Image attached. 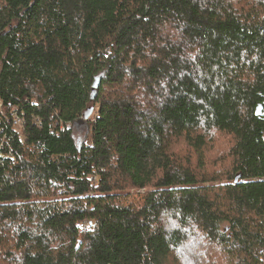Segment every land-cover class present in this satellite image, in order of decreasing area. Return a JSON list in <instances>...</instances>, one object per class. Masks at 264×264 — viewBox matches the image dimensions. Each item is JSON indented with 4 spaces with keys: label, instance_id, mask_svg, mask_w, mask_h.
I'll use <instances>...</instances> for the list:
<instances>
[{
    "label": "trees",
    "instance_id": "1",
    "mask_svg": "<svg viewBox=\"0 0 264 264\" xmlns=\"http://www.w3.org/2000/svg\"><path fill=\"white\" fill-rule=\"evenodd\" d=\"M0 100V264H264V0H0Z\"/></svg>",
    "mask_w": 264,
    "mask_h": 264
},
{
    "label": "built area",
    "instance_id": "2",
    "mask_svg": "<svg viewBox=\"0 0 264 264\" xmlns=\"http://www.w3.org/2000/svg\"><path fill=\"white\" fill-rule=\"evenodd\" d=\"M2 109H3V103L0 100V122H1ZM22 125H23V121L21 120V118H19L17 115H15V117H14V126L16 127V129L21 131L22 130Z\"/></svg>",
    "mask_w": 264,
    "mask_h": 264
},
{
    "label": "water",
    "instance_id": "3",
    "mask_svg": "<svg viewBox=\"0 0 264 264\" xmlns=\"http://www.w3.org/2000/svg\"><path fill=\"white\" fill-rule=\"evenodd\" d=\"M97 85H95V87H96Z\"/></svg>",
    "mask_w": 264,
    "mask_h": 264
},
{
    "label": "rangeland",
    "instance_id": "4",
    "mask_svg": "<svg viewBox=\"0 0 264 264\" xmlns=\"http://www.w3.org/2000/svg\"><path fill=\"white\" fill-rule=\"evenodd\" d=\"M35 103V102H34Z\"/></svg>",
    "mask_w": 264,
    "mask_h": 264
}]
</instances>
